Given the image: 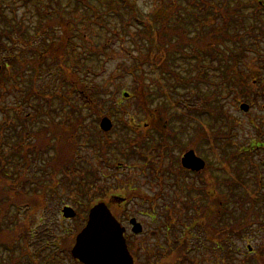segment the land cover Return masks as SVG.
<instances>
[{"label":"rangeland","instance_id":"rangeland-1","mask_svg":"<svg viewBox=\"0 0 264 264\" xmlns=\"http://www.w3.org/2000/svg\"><path fill=\"white\" fill-rule=\"evenodd\" d=\"M1 1L3 12L8 13V17L11 19L10 25L8 24L10 29L7 33L6 29L3 28L4 30H2L0 23V31L3 32L2 45L6 44L7 49H12L15 56L17 54L22 57L28 56L29 51L25 50L18 40V32L13 31V25L16 26V29L25 27L24 31L29 32L28 35H32V31L38 23V17L34 13V1L32 0L27 4L23 0ZM133 1H135L142 15H153L155 12H160L164 7H166V12L168 11L169 0ZM237 1H244L246 4L242 3L238 4V7L236 6L234 19L236 18L239 23L233 20L230 27L231 42L228 44L241 58L239 65L234 66L232 64L237 69L236 73L229 69L224 75L225 69L221 68L218 61L212 60L213 62L210 63L207 60L203 63V69L207 71L203 73L205 81L199 84L200 89L195 87L194 82L188 86V89L191 88L189 90L190 96L202 91L204 92L202 95H210L211 93L218 95V99L210 104L213 110L212 115L214 113L213 117L206 114L208 112L205 108L207 103L201 106L202 109H205L204 112L198 104L196 105L198 106L197 109L195 108L196 111L192 109L191 114L188 110L177 105L176 101L173 103L176 100V95L186 93L182 88L179 89L183 91L180 92L181 94L171 90L169 92L167 87H164L163 94L156 93L155 81L158 80V82L166 84L167 81L171 80L168 77H162L161 72L163 71L160 69L148 65L145 75L151 81L152 89L155 91L151 106L155 107L156 104L162 102L169 106L167 119L152 118L148 121L150 126L155 123L160 125L162 122L164 128L171 130L165 134H174L173 140L167 136L168 140L164 146H162L157 130L147 127L148 123L143 120L144 116L137 110L135 100L123 97L118 91L122 85H131V78L122 72L123 69L120 67L122 64L128 65L131 62L126 48H123L124 45L128 47L129 44H124L119 38L110 41L106 54L101 56L99 61L88 62L87 66L92 69L90 73L85 72L84 82L88 85H98L114 91L118 105L126 109V115L122 117L118 114L114 116L111 113L97 116L93 112L91 116L89 107L78 97V94L67 91L65 95H67L68 105L59 111L60 115L54 113L55 109L60 110V101L53 99L52 109L49 111L54 115L50 123L48 124V120L42 121V118L50 119L44 111L40 115V118L43 115L40 122H34L32 120V115L35 114H33L34 110L28 106L34 100L29 101L28 105L23 102L24 94L21 90L24 84L21 80L14 82L15 80L9 78L7 70H1L0 89L3 93H0V144L4 146L5 154L1 156L0 161L3 158L5 160L0 162V170L5 172L6 178L5 175L0 176V193L2 195L12 194L15 204H18L19 208V214L17 213L16 218L18 226L33 231L34 237L26 236L24 240L25 234L23 233L20 234V237L14 236L13 239L16 240L14 242L15 249L11 253L0 246V264L10 261L11 264H77L69 257V250L74 245L76 234L85 225L88 212L86 210L100 202L105 203L112 215L120 221L126 230L128 229L127 234H131L130 219L134 218L137 223H140L142 234L138 237H132L128 241L130 255H133L131 257H133L135 264H224L225 259H228L226 264H230L233 259H242V261L251 259L250 261L255 264H264V230L260 229L264 228V217H259V213L264 211L260 210V204H257L258 207L249 206L252 211L249 213L248 219L254 223L241 232L242 238H234V246L232 245L233 240L231 239V242L228 240V245L231 247L228 251L224 242L219 241L226 237L227 230L222 229L223 227L220 229L215 219L219 216L208 217V219L204 217L205 215L201 212L202 196L201 194L195 196L192 186L194 183L208 191L210 186L205 183L204 179L213 174L212 178H215L216 183L224 182L220 177L225 175L223 170L226 171L225 159L227 155L233 163L232 167L229 166L228 168V170L231 169L232 173L230 175L232 186L236 183V181L233 182V179L236 180L237 173L241 171L242 175L238 176L241 190L244 189L247 193H254L257 190L256 187L253 188L251 176L256 177L255 170L258 167L256 160L259 155L257 154L251 164H247L237 161L235 150L243 143H247L251 137H254L253 127L255 125H259V123L262 125L263 123V116L259 113L261 105L264 103L263 100H254L255 106L248 113L240 111L238 106L242 100L250 102V99H246L245 94L241 95L242 91L240 92V90L245 89L249 92V89H260L259 85L252 84L254 80L264 84L262 71L264 68V11L260 9L257 10L258 12L256 11L257 4L253 3L254 0ZM250 1L252 4H249ZM259 1L264 4V0ZM102 2L100 4L94 1V4L105 7ZM49 5L64 11L66 17L75 21L74 23L79 27L78 30H85L88 38L91 37L97 43L103 41L104 34L96 28H88V21L84 16L85 11L78 5L69 4L67 0H53L50 1ZM243 18H245V23L240 25V19ZM254 20H257L258 24H255ZM4 24L6 25V23ZM212 24L203 22L196 28L188 27L189 33H187L195 37L200 32V37H205L206 32H211L213 27L221 28L219 22ZM153 28L156 30L157 26ZM117 30L119 29L117 28ZM55 31L58 32V29ZM8 34L16 38L15 43L7 38ZM98 34L99 38L96 37ZM210 34L206 36H211ZM88 38L86 37L85 41L74 40L76 47H78L74 56L78 60L83 51L80 47L83 45H86L83 56L88 60L90 58L89 48L91 46L88 43ZM233 42H239V44H233ZM34 43L31 41L32 45ZM240 46L244 48H240ZM185 49L189 53L193 50L192 46H187ZM153 50L156 51V49ZM180 52L173 53L177 57ZM227 57L229 56L227 55ZM227 57L225 67L231 63ZM9 58L12 63L14 57L10 55ZM10 62L9 64H11ZM0 63L2 64L1 60ZM195 64L196 62L193 60L177 58L173 62V67L182 76L189 79L195 78L198 73H201L200 70L202 69ZM221 69L223 72L220 71ZM25 77H29V72L25 73ZM233 82L237 83V89L230 87ZM238 82H245L244 89L238 87ZM56 83L57 81L53 82L51 77L44 74L37 79L35 88L51 96ZM170 85L167 84L166 86L169 87ZM194 87L195 89H193ZM125 88V92H128L129 88L126 86ZM46 105L48 104L46 103ZM78 107L80 108L78 109ZM17 108L20 110L21 117L19 119V114L15 115ZM27 113L31 115L24 124L22 116ZM181 113L185 115L184 118L174 119V117H179ZM177 114L178 116H176ZM104 116L109 117L112 122L110 131L106 133L99 129V122ZM77 117L80 126L77 127L76 131H57L64 127V121L67 120L66 124H69ZM12 123L19 124L15 130L21 132V136L15 142L16 138L12 139L10 136V139L6 138L5 142L1 137L5 136L4 132L7 133L6 128L12 129L14 127ZM123 123L130 125L135 133L127 131L123 127ZM44 125L56 127L57 133L54 134V137H59V139L51 140L48 149L43 150L44 154H41L42 151H40L38 155H34L29 151V148L46 142L42 135L38 138V132L44 128ZM25 131L32 132L27 133ZM229 142L233 146H230ZM59 148L63 152L60 153ZM120 149L126 153L121 154ZM187 149H193L210 165L207 171L204 170L205 174L199 178V183L196 176L186 173H181L179 176L172 171L179 166V159ZM69 154H71L70 157ZM56 156L60 159L67 158V161L69 160L67 167L64 169H60L59 166L54 168ZM217 165H221L220 169L223 170L216 171ZM155 168H159L161 174L156 175L153 171ZM179 180L180 182L176 183ZM183 181L190 192L188 198L184 191L186 188L181 184ZM7 186L13 189L9 190ZM226 190L223 186L222 193L225 194ZM239 190L237 189V191ZM261 195L258 194L260 198ZM114 196L125 197L126 201L115 200L113 199ZM234 201L232 202V209L243 206L247 209L245 201L238 203ZM65 206L70 207L75 212L73 218H63L61 211ZM3 207L7 208L6 206ZM151 207H154L157 212V217L153 220L146 216ZM205 214L207 213L205 212ZM3 220L6 223V219ZM46 243L55 244L51 250L53 253L44 247ZM248 245L249 249H247ZM21 247H23L22 250L25 249V252L20 249ZM55 252L61 254V257L60 255L54 256ZM29 253L32 254V258L27 256ZM240 263L238 261L235 264Z\"/></svg>","mask_w":264,"mask_h":264},{"label":"trees","instance_id":"trees-1","mask_svg":"<svg viewBox=\"0 0 264 264\" xmlns=\"http://www.w3.org/2000/svg\"><path fill=\"white\" fill-rule=\"evenodd\" d=\"M30 1L32 0H23L25 4ZM33 1L34 13L38 17V23L35 25V29L34 31H32V35H28L29 32L24 31L25 27L16 29V26L13 25V31L18 32V40L23 45L24 49L29 51V55L22 57L21 55L17 54V56H15L12 53V49H7L6 44L2 45L1 38L3 32L0 31V60L2 61V69L7 70V73H9V78L15 80L14 82L21 80L24 84V87L21 90V92L24 94L23 102L28 105L29 101H31L32 99L34 100V102L31 101V105H28L34 110L33 114H35L32 115V120L34 122H40L43 116L42 115L40 118V115L43 114L44 111L46 116H49L50 119L42 118V121L48 120V124L50 123L51 118L54 115L49 111L50 109H52L51 103L53 99H57L60 101V110H54L55 114L60 115L59 111H61L62 109H64V107H66V105H68L67 95H65L67 91H71L73 92V94H78V97L84 102V104H87V107H89L91 116L92 112L97 116L107 115L110 113L114 114V116L118 114L121 117L126 115V109L118 105L114 91L109 90V88H102L98 85H88L84 82V79L86 77L85 72L90 73L92 69L87 66L88 62H94V60H96V62L99 61V59H101V56H104L106 54L108 44L110 43V41H113L114 38H119L124 44H129L128 47L124 45L123 48H126V51L131 59L130 64L120 65V67H122L121 69H123L121 71L131 78V85H122L119 89H117L123 96V93L126 90L125 86L129 88L128 98L135 100V106L137 107V110L142 113V115L144 116L143 120L147 123L152 118L167 119L169 116V106L165 105V102L156 104L155 107L151 106L152 98L154 99L155 97L153 96L155 91L152 89L151 81L148 80L145 75V71L148 69V65L150 67H156L160 69L161 71H163L161 72V76L168 77L171 80L167 81L166 84L158 82V80L155 81L154 84L157 87L156 93L163 94L164 87H167L166 89L169 92L173 91L175 93L181 94L180 92L183 91H180L179 89L182 88L184 89V91H186V93L183 92L182 95H176V100L173 99V103L176 101L177 105H179L183 109L188 110L190 114L193 112V110H195V108L197 109L198 106L196 105L198 104L200 109L204 112L205 109H202L201 106L203 104L206 105L207 103V106L205 108H207L208 112L205 113L213 117L214 113L212 115L213 110L211 109L210 104L218 99V95H216L215 93H211L210 95H202V93H204L202 91L198 94H193V96H190L189 90H191V88L188 89V86L192 82H194L196 84L195 87L197 89H200L199 84H202L205 81L203 73H206L207 71L203 69V63L205 61L208 60L210 63L213 62L212 60L218 61V64L221 65V68L225 69V75V72L229 69L230 71L235 72L234 66L239 65L238 62L241 59L240 57H238L236 51L234 52V50L230 48L228 42H231L229 35L232 21L235 20L236 23H239L236 18L234 19L236 6L238 7V4L245 3L244 1L169 0L167 12L165 10L166 7H164L160 10V12H155V14L153 15H142L137 8L135 1L133 0H104L103 2L102 0H67V3H74L76 6L78 5V7L82 8L85 11L84 16L88 21L89 29L96 28L97 30H99V32L104 34L102 37L103 41H100L99 43L95 42L96 40L92 39L91 37L88 38V34L84 29L78 30L79 27L76 26V24L74 23L75 21H73V19H71L70 17H66V13L64 11L60 10L59 8L50 7V1L53 0ZM94 1H97L100 4L102 2L103 4H105V7L100 4L97 6L96 4H94ZM232 2L234 6H232ZM253 3H256L258 8L259 5L255 0L253 1ZM249 4H252L251 1L249 2ZM10 21L11 19L8 17V13L3 12L2 1L0 0V23L2 24V30L6 29V33L9 32L10 28L8 24ZM203 22H208L209 24H217L219 22V24H221V28L213 27V30L211 32L207 31L206 35L212 33L210 34L211 36L205 35V37H200L201 34H199V31V33H197L195 37L188 34V27L196 28ZM4 23H6L7 27H5L6 25ZM244 23L245 18L240 19V25H244ZM254 23L258 24L257 20H254ZM154 26H157L156 30H154ZM117 28L120 31L117 30ZM56 29H58V32L55 31ZM86 37L88 38V43H90L89 45L91 46L89 48L90 58L88 60L83 56L86 51V45H83L84 47H80L83 49V51L78 60L74 56L75 50L76 48H78L76 47L77 45L75 44L74 40L79 39L85 41ZM96 37L99 38V34L96 35ZM7 38L12 41V43L16 42V38L11 37L10 34L7 35ZM31 41L35 42L34 45L31 44ZM36 43H38V45L40 46L35 45ZM236 43L239 44V42H233V44ZM187 46H192L193 50L191 51V53L187 52V50L185 49V47ZM240 48L244 47L240 46ZM153 49H156V51H154ZM177 51L181 52L177 54L176 57V54L173 52ZM3 52H5L6 55ZM10 55L14 57L12 63L10 62L11 60H9ZM227 55L229 57H227ZM226 57L231 60L234 66L231 67L229 64L225 67ZM177 58L195 61V65L198 68L202 69L200 70L201 73H198L195 78L192 77L189 79L182 76V74L173 67V62ZM9 62L11 64H9ZM222 69L220 71H222ZM26 72H29V77H25ZM44 74L48 75V77H51L53 82L57 81L56 87L53 88V93L51 96H48L45 92H40L39 89L35 88L37 79ZM9 80L11 81V79ZM26 80L28 81L26 82ZM195 81H197L198 83H196ZM238 83L239 88L245 87V82ZM167 84L171 85L168 87L166 86ZM263 85L264 84H262V87L257 90L249 89V92H247L245 89L240 90V92L245 91L243 93L241 92V95L245 94V96H247L246 99L248 100H251L253 98L254 100L261 99L264 101ZM195 87L193 89H195ZM0 93H3L1 89ZM259 94H262V96H258ZM46 103L48 105H46ZM46 107L48 108L44 109ZM79 108L80 107H78V109ZM19 112L20 110L19 108H17L15 115L19 114ZM30 115L29 113H27L26 115L22 116L24 118V124L25 120H27ZM176 116H178V114ZM184 116L185 115L181 113L179 117H174V119L184 118ZM20 117L21 116L19 114L18 119ZM78 119L79 118L77 117L76 120L70 122L69 124H66V122H68L67 120L66 122L64 121L65 128H59L57 131H76L77 127L80 126V123L77 121ZM17 125L19 124H13L12 126L14 127L12 129H10L9 127L6 128L7 133L4 132L5 136L1 137L5 142L6 138L8 140L10 139V136L12 139L16 138L14 142L19 139V137L21 136V132H17L15 130ZM122 125L130 133H135L134 130L130 128V125L128 126L125 123H123ZM43 127L44 128H41L40 132H38V138H40L42 135V137L45 138L46 142L41 145H34V148H29V151H31V153H34V155H38L40 151H42L41 154H44L43 150L48 149L49 144H51V140L54 139V134L57 133V131H55L56 127H50V125H44ZM147 127L157 130L160 141H162V146L167 143V136H170V139L173 140L174 134H165V132L171 130L164 128L162 122H160V125L158 123H155L153 124V126H150V124L148 123ZM31 132L32 131L27 133ZM56 138L59 139V137ZM3 147L4 146L0 144V158L3 154H5ZM119 151L121 152V154L125 152L123 149H120ZM61 152H63V150L60 151V153ZM70 155L71 154H69V157ZM4 160L5 159L3 158L1 161ZM54 163V168L59 166L60 169H64L65 167H67L69 160L67 161V158L60 159L56 156ZM209 166L210 165H207L205 169L208 170ZM49 167H51V165H49ZM220 167L221 165H219V168L217 169L223 170L220 169ZM223 171L225 172V170ZM3 175H5V172H3V170H0V176ZM239 175H242L241 171L237 173L236 180L233 179V182L236 181V183L232 186L233 201L235 200V203H238L239 201L244 202L246 200L245 195H247L244 189L241 190V186L239 185L238 181ZM224 179L225 177H222V180ZM7 187L9 188V190L13 189L9 186ZM237 189L240 190L237 191ZM215 190L216 192H219L217 188H215ZM200 194L202 196L201 212H203V214L205 215L204 217L208 219V217L215 218L219 216L215 219L218 222L220 229L221 227H223L222 229L225 228L227 230L226 237L219 241L224 242L226 248L229 251L231 247L228 245V240H230L231 242L232 239V245L234 246V238H242L243 236H241V232L245 231L247 227H250V225L254 223L251 222L250 219H248V215L252 211L251 207L249 206L258 207V203L245 201L247 209L244 206L232 209L231 206L233 201L231 203H227L212 199L211 194H208L206 190L202 189V187L200 189ZM221 194L223 195L224 193ZM13 199L14 198L10 193L6 195H2L0 193V246L4 247L5 250L9 251L10 253L15 249L14 242L16 240L13 239L14 236L20 237V234L23 233L25 234L24 240L26 239V236L34 237L33 231H28L18 226L16 218L19 214V208L18 204H15V200ZM3 206H6L7 208H4ZM261 207L262 206L260 205L259 208ZM205 212L207 214H205ZM3 219H6V223ZM52 246L53 245L50 243L44 244V247H47L46 249L50 252H52ZM20 249L22 250L23 247H21ZM22 251L25 252V249ZM27 256L29 258H32V254L30 255V253L27 254ZM227 260L225 259L224 264L228 263ZM250 260L242 261V259H233L230 264H235L238 261L241 262L240 264H255ZM5 264H11V261Z\"/></svg>","mask_w":264,"mask_h":264},{"label":"water","instance_id":"water-1","mask_svg":"<svg viewBox=\"0 0 264 264\" xmlns=\"http://www.w3.org/2000/svg\"><path fill=\"white\" fill-rule=\"evenodd\" d=\"M240 107L244 111L248 109L246 104H241ZM99 127L103 132H108L112 127L111 120L103 117ZM181 163L184 168L196 172L205 167L204 160L193 150L183 155ZM117 200L123 201L122 198ZM62 214L64 218L70 219L75 212L65 206ZM130 224L133 233L141 232L142 227L135 219H131ZM124 231L125 228L115 219L106 204L97 203L89 209L86 224L75 237L71 255L82 264H133L123 236Z\"/></svg>","mask_w":264,"mask_h":264},{"label":"flooded vegetation","instance_id":"flooded-vegetation-1","mask_svg":"<svg viewBox=\"0 0 264 264\" xmlns=\"http://www.w3.org/2000/svg\"><path fill=\"white\" fill-rule=\"evenodd\" d=\"M259 4H261L262 2H260L259 0H256ZM264 5V4H263ZM260 16V15H259ZM263 32H264V28H263ZM263 57H264V54H263ZM239 63V62H238ZM230 66H232V62L230 63ZM235 70V73H236V70L237 69H234ZM263 73H264V68L262 69ZM263 81V80H262ZM256 81H253V84L254 85H259L260 88L262 87V84H255ZM230 87H234L235 89L236 88V83H231ZM264 87V85H263ZM244 89V87H242ZM244 95V94H242ZM258 96H262V94H259ZM247 98V97H246ZM248 104V109L246 111H243L240 107L241 104ZM263 105L264 103L261 105V109L259 111V113L263 116L262 117V125L259 123V125H255L253 127L254 129V137H251L249 139V141L246 143H243V145H240L236 148L235 150V158L237 159V161H240V162H244V163H247V164H251L252 163V160H255V158L257 157V154L259 155L257 157V160H256V165L258 166L257 167V170H255V178L253 176L252 177V181H253V188L256 187L257 190L256 192L254 193H247L246 196V202H255V203H258L260 204L262 207L260 208V210H263L264 211V112H263ZM255 106V101L254 99L252 98L249 101L247 102H244L243 100L239 102V110L242 111L243 113H248L250 111L251 108H253ZM247 141V140H246ZM230 146H233L232 143H230ZM232 148V147H231ZM190 149H187L186 151H184L179 159V166H177V168L175 170H172L173 172H176L177 174H179V176L181 175V173H186V174H189L191 176H196L198 179V183H199V178H201V175L202 174H205L203 173L202 171H199V172H195V171H192L190 169H186L182 166V163H181V160H182V157L183 155ZM228 151V149L226 150V152ZM199 157H201L199 154H197ZM233 163L231 162V158H229L227 155H226V159H225V167H226V171H225V179L223 180L224 182L220 181V183H216L215 181V178H212V176H207L204 181L205 183H208V186H210V189L206 192L208 194H211V198L212 199H216V200H219V202H227V203H231L233 201V192H232V178H231V169L228 170L229 166L232 167ZM221 168V167H220ZM258 168H259V171H258ZM172 172V173H173ZM161 174V172H159ZM174 174V173H173ZM173 178V177H172ZM222 179V177H220ZM177 182H180L179 181H176ZM175 183V185H176ZM224 183V184H223ZM182 186L186 188V185H185V182L183 181L182 183ZM193 186V189H194V192H195V196L196 194L197 195H200V188L201 186H197L196 184H192ZM223 186L227 189L225 194H221L222 193V189H223ZM215 188H217L219 190V192L215 190ZM186 192V194L188 195L187 198L189 197V194L190 192L187 190H184ZM193 192V191H192ZM258 192V193H257ZM258 194H262L261 195V198L258 196ZM264 213V212H263ZM263 213H259V217L261 218L262 216L264 217V214ZM156 215V216H155ZM146 216L149 217L150 219H154L157 217V213L154 209V207L150 208V211L146 213ZM262 230H264V228H260ZM127 231L128 229L126 230L125 228V232H124V238H125V241H126V244H127V247L129 246V240L132 238V237H138L142 234L139 233V234H135V233H132L131 232V227H130V233L127 234ZM128 251L130 253V250L128 248ZM69 254V257L74 261L76 262L77 264H81L77 259H74L71 257L70 253ZM131 254V253H130ZM55 255H60L61 257V254H58V253H54V256ZM133 256V255H131ZM133 258V257H132ZM133 264H135V261L133 259Z\"/></svg>","mask_w":264,"mask_h":264},{"label":"bare ground","instance_id":"bare-ground-1","mask_svg":"<svg viewBox=\"0 0 264 264\" xmlns=\"http://www.w3.org/2000/svg\"><path fill=\"white\" fill-rule=\"evenodd\" d=\"M128 95H129L128 92H124V93H123V97H126V98H127ZM127 116H128V115H127ZM54 138H56V137H54ZM52 140H53V139H52ZM203 160H204V159H203ZM204 162H205V167L201 170L203 173H204V170L207 171L205 168H206V166L208 165V164L206 163V162H207L206 160H204ZM215 168H219V165H217ZM215 170L217 171V170H219V169H215ZM211 176H214V174L211 175ZM161 188H162V187H161ZM158 197H159V196H158ZM114 198H116L115 200H117V199H121V198H122L124 202L126 201V198H125V197L114 196L113 199H114ZM89 209H90V208H89ZM89 209H87L86 211L89 212ZM88 212H87V217H88ZM86 221H87V219H86ZM85 223H86V222H85Z\"/></svg>","mask_w":264,"mask_h":264}]
</instances>
